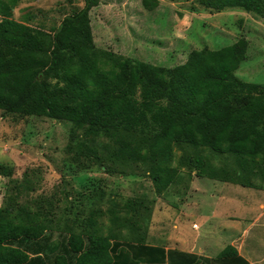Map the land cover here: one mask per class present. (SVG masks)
I'll return each mask as SVG.
<instances>
[{
  "label": "trees",
  "instance_id": "1",
  "mask_svg": "<svg viewBox=\"0 0 264 264\" xmlns=\"http://www.w3.org/2000/svg\"><path fill=\"white\" fill-rule=\"evenodd\" d=\"M7 1L0 2L1 111L71 123L84 137L78 156H95L99 164L97 143L108 139L129 148L130 162L149 173H161L175 151L188 147L177 169L185 165L198 176L248 188L264 177V84L237 77L235 49L192 50L182 64L156 66L95 47L90 11L100 0H82L51 33L15 21L17 0ZM199 2L214 13L241 10L264 21V0ZM215 156L233 166L212 167ZM52 201L19 206L7 198L0 208V264H249L232 246L210 260L147 245L136 215L148 208L137 201L91 211L80 229L67 220L52 228L45 211ZM127 225L130 241L119 236Z\"/></svg>",
  "mask_w": 264,
  "mask_h": 264
},
{
  "label": "rangeland",
  "instance_id": "2",
  "mask_svg": "<svg viewBox=\"0 0 264 264\" xmlns=\"http://www.w3.org/2000/svg\"><path fill=\"white\" fill-rule=\"evenodd\" d=\"M149 2L156 5L149 6ZM83 4L82 0H17L12 17L51 33L64 16L76 13ZM90 22L95 47L156 66L182 64L192 50L230 46L240 58L237 77L264 84V21L241 10L214 13L199 0H100L90 11ZM81 133L69 122L0 110V208L9 196L19 206L25 201L52 199V208L45 210L52 228L67 220L80 229V222L91 211L112 209L114 202L137 201L148 208V212L141 210L142 218L136 215L141 222L138 234H145L147 243L157 244L159 219L165 211L167 217H175L185 203L198 205V213L178 220L190 233L192 223L203 229V217L217 204L212 202L214 194L224 191L226 196L238 194L242 199L256 193L198 176L185 165L177 169L179 157L191 152L188 147L175 151L176 160L161 173H149L147 166L130 162L129 148L102 139L96 154L103 161L96 163L95 156L90 160L78 156V145L84 139ZM102 146H106L104 152ZM211 165L233 166L231 159L219 156L211 159ZM260 179H254L258 186ZM99 221L105 224L106 218ZM119 236L130 241L134 234L127 225Z\"/></svg>",
  "mask_w": 264,
  "mask_h": 264
},
{
  "label": "crops",
  "instance_id": "3",
  "mask_svg": "<svg viewBox=\"0 0 264 264\" xmlns=\"http://www.w3.org/2000/svg\"><path fill=\"white\" fill-rule=\"evenodd\" d=\"M260 180H263L261 185L254 183L257 186L255 188L233 184L256 191V193L245 194V198L242 199L238 194L230 193L226 196L224 191L214 194L212 202L217 204L211 207L207 215L203 217V229L198 224L192 223V231L187 233L178 222L179 218H189L194 213H198V205L185 203L177 208V212H180L175 217L172 215L167 217L169 212L165 211L164 215H166L160 217L162 220L159 219L157 244L147 243L146 237L145 243L149 246L161 247L165 251H178L210 260L217 258L227 246H232L238 256L247 263L264 264V177ZM219 202L222 203L221 207ZM236 204L239 208L235 206ZM234 208L237 211H233ZM163 223L167 225L165 228L162 227Z\"/></svg>",
  "mask_w": 264,
  "mask_h": 264
},
{
  "label": "built area",
  "instance_id": "4",
  "mask_svg": "<svg viewBox=\"0 0 264 264\" xmlns=\"http://www.w3.org/2000/svg\"><path fill=\"white\" fill-rule=\"evenodd\" d=\"M195 227V226H194Z\"/></svg>",
  "mask_w": 264,
  "mask_h": 264
}]
</instances>
